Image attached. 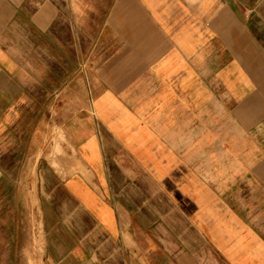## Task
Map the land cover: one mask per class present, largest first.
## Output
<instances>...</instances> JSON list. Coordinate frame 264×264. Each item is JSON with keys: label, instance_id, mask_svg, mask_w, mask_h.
I'll return each instance as SVG.
<instances>
[{"label": "crops", "instance_id": "0c3cea01", "mask_svg": "<svg viewBox=\"0 0 264 264\" xmlns=\"http://www.w3.org/2000/svg\"><path fill=\"white\" fill-rule=\"evenodd\" d=\"M24 1L0 0V224L35 190L43 264H264V0H57L52 62L102 65L51 89Z\"/></svg>", "mask_w": 264, "mask_h": 264}, {"label": "rangeland", "instance_id": "374dc122", "mask_svg": "<svg viewBox=\"0 0 264 264\" xmlns=\"http://www.w3.org/2000/svg\"><path fill=\"white\" fill-rule=\"evenodd\" d=\"M53 2L56 3L57 0H25L22 4L23 6H27L30 12L33 13L29 15V27L32 29L29 37L32 38L33 43L37 40L41 45L43 43L45 44L43 45L44 47H37L32 43L33 45L27 48L29 60L34 61L35 64L33 63V65L36 68L37 66L39 67L36 69L39 74L32 71L30 81L34 84L38 82L39 84L43 83L46 88L51 89L53 84L63 87L70 80L73 86H77L78 88L83 81L80 77L85 74V70L87 69L90 75L92 73L96 74V71L100 69L102 63L88 62L86 64L82 62L79 57L80 53L78 48L67 45L60 48L62 55L61 62H52L51 56L59 53V48L53 47L52 45V36L55 34L61 37L66 44L69 38L71 40L74 39V35L69 30L68 23L63 22V19L60 22H49L48 17L51 18V15L47 13L46 8L54 7L52 5ZM60 3H63V0H60ZM42 9L43 11H41ZM37 12H39L38 15ZM35 16H39L41 20L42 18L45 19V23H37L39 22L36 19L38 17L35 18ZM80 36L77 35V39ZM96 50L99 52V48ZM42 57H44L43 61L41 59ZM49 57L50 59H48ZM42 77H44L43 80L41 79ZM89 80L91 81V79ZM44 98L47 101L49 96L45 94ZM36 113V111L30 112V117L35 118ZM38 113L40 117L41 112ZM44 118L46 124L49 120L53 123L55 141H64L66 139L65 132L62 126H60L61 124L59 123L58 125V122H56V112L52 113L51 111L45 110ZM63 150V146L57 143L56 151L62 152ZM20 193H14L15 205L13 208L12 224H9V222L0 224L2 226L0 228L1 231L5 232V229L8 228L11 231H8L9 235L14 236L9 239H0V264H43V232L36 207L35 190L29 191L28 207L21 201L22 196ZM16 226L17 229H15Z\"/></svg>", "mask_w": 264, "mask_h": 264}]
</instances>
